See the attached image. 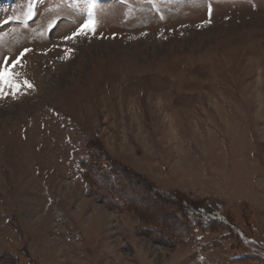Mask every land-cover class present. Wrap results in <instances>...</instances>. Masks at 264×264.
<instances>
[{"label":"rangeland","instance_id":"obj_1","mask_svg":"<svg viewBox=\"0 0 264 264\" xmlns=\"http://www.w3.org/2000/svg\"><path fill=\"white\" fill-rule=\"evenodd\" d=\"M88 2L0 0V264H264V0Z\"/></svg>","mask_w":264,"mask_h":264},{"label":"snow or ice","instance_id":"obj_2","mask_svg":"<svg viewBox=\"0 0 264 264\" xmlns=\"http://www.w3.org/2000/svg\"><path fill=\"white\" fill-rule=\"evenodd\" d=\"M97 7L96 0H89L88 2V18L80 25V27L73 32L71 36L65 37V40H73L79 36L87 37L89 35L96 34V24L94 20V10ZM32 9L29 8V17H31ZM209 16H211V9H209ZM29 49H25L20 54V57L9 62L5 59L3 66L0 67V99L7 98L11 95L13 98L21 91V85L14 80V69L21 63V57L25 56ZM66 57L70 55L72 49H66ZM24 86L28 89H32L34 86L27 80L24 81Z\"/></svg>","mask_w":264,"mask_h":264},{"label":"trees","instance_id":"obj_3","mask_svg":"<svg viewBox=\"0 0 264 264\" xmlns=\"http://www.w3.org/2000/svg\"><path fill=\"white\" fill-rule=\"evenodd\" d=\"M105 175L106 174H99V173H96V171H95V173H94V176L96 177V178H98V180H99V182L103 179V178H105L106 179V177H105ZM107 180V179H106ZM107 182V181H106ZM97 185H98V183H97ZM157 193V191H154L153 192V194H156ZM109 198L111 199V201L113 202V204L114 205H111L113 208H114V210L116 209V211H119L118 210V207H124V206H126V202L128 201H126V197H119V196H117L116 194H112V193H110V195H109ZM115 199V201H113ZM139 199V200H138ZM134 203H136V207L137 208H143V205H144V201H143V199L142 198H137L136 200H134ZM194 206L193 207H196V204L195 203H192ZM210 206V205H209ZM112 208V209H113ZM204 209H205V207H203ZM217 208H219L218 206L216 207V209ZM199 209V208H198ZM197 211H199V210H197ZM215 223H220V220L218 221H216Z\"/></svg>","mask_w":264,"mask_h":264}]
</instances>
